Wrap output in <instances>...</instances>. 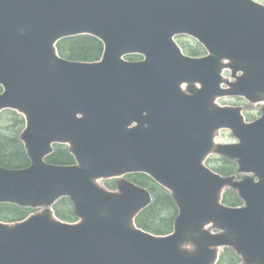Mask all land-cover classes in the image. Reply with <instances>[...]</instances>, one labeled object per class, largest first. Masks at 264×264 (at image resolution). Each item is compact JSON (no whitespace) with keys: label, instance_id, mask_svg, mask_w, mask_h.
I'll return each mask as SVG.
<instances>
[{"label":"water","instance_id":"95a60500","mask_svg":"<svg viewBox=\"0 0 264 264\" xmlns=\"http://www.w3.org/2000/svg\"><path fill=\"white\" fill-rule=\"evenodd\" d=\"M84 34L103 42L101 62L58 54L60 40ZM178 35L209 54L185 55ZM132 54L144 59H125ZM0 86V112L25 117L20 139L31 161L25 169L0 166V203L45 207L22 222H0V264H216L224 247L242 264H264V109L246 123L240 108L216 104L226 96L264 101L263 4L0 0ZM225 128L239 143H215ZM56 143L69 145L74 165L45 161ZM212 153L248 175L212 171L204 165ZM135 173L172 194L179 214L171 234L136 226L152 200L147 189L124 180L112 192L98 183ZM227 188L244 205L222 203ZM62 197L78 224L54 216Z\"/></svg>","mask_w":264,"mask_h":264},{"label":"trees","instance_id":"16d2710c","mask_svg":"<svg viewBox=\"0 0 264 264\" xmlns=\"http://www.w3.org/2000/svg\"><path fill=\"white\" fill-rule=\"evenodd\" d=\"M193 56H200L203 53L199 45L187 46ZM61 56L76 61H97L101 58L104 46L103 43L91 35H82L67 38L58 43ZM134 56L129 57L133 59ZM12 119L0 128V166L8 169H23L30 165V160L20 141V133L24 127V119L16 112L8 111ZM48 163L57 165H71L75 163L74 157L69 153L66 146L55 145L53 153L46 159ZM215 171L230 176L238 174L237 165L229 159H222L215 164ZM129 178L146 187L153 196L152 203L143 210L136 219L138 227L156 235H167L174 230L175 221L178 215L177 206L172 195L154 182L145 174H136ZM115 188V183H109ZM223 202L229 206H240L239 197L232 191L226 192ZM56 215L67 222L77 221L73 205L69 199H61L54 207ZM30 208H22L13 204H0V220L5 222L21 221L32 213ZM240 258L231 249H226L221 255L218 264H237Z\"/></svg>","mask_w":264,"mask_h":264},{"label":"rangeland","instance_id":"374dc122","mask_svg":"<svg viewBox=\"0 0 264 264\" xmlns=\"http://www.w3.org/2000/svg\"><path fill=\"white\" fill-rule=\"evenodd\" d=\"M255 1L264 5V0H255ZM177 41L181 46L182 45L196 46V44H198L195 40H193L190 37H186V36L178 37ZM183 50L186 54L190 55L188 52H186V50L184 48H183ZM135 59L138 60L141 58L136 57ZM219 103L222 106H234V107L236 106V107L242 108L243 113H244L246 120L248 122H253V121L257 120L258 118H260L262 116L263 108H264V103L252 104V103L248 102L246 99L239 98V97L224 98V99H221L219 101ZM11 119H12V116L10 113H2L1 117H0V128L4 127L6 125V123H9L11 121ZM218 141L224 142V143H234L237 141V139L235 138V136L232 134L231 131L222 130L218 135ZM220 158H222V157H220L218 155H212L207 160L206 165L209 166L211 169H214L215 164L217 165L218 163H220ZM243 177H245V175H243V174L238 176L239 179H242ZM124 179L130 181V179L127 176ZM122 180L123 179L102 180V181H100V185L107 188L108 190H110L109 183L111 184L112 182L113 183L115 182L116 187L114 190H111V191H117L118 190V184ZM226 191L230 192V191H232V189H228ZM40 211H42V210L37 209L34 212L37 213ZM210 230H212V232H214V233L220 232L218 229H216L214 227H210ZM225 250L226 249H222L221 253L223 254L225 252ZM241 263H243V261L240 259V261L237 264H241Z\"/></svg>","mask_w":264,"mask_h":264}]
</instances>
